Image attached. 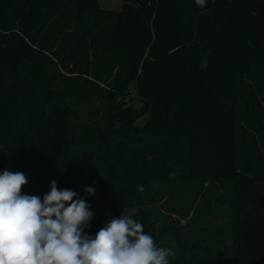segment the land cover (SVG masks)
Instances as JSON below:
<instances>
[{"label":"trees","instance_id":"obj_1","mask_svg":"<svg viewBox=\"0 0 264 264\" xmlns=\"http://www.w3.org/2000/svg\"><path fill=\"white\" fill-rule=\"evenodd\" d=\"M206 5L0 0V174L24 173L22 194L41 200L55 180L100 204L89 209L93 238L125 205L156 238L169 226L156 227L154 188L188 219L186 190L229 178L230 256L185 227L179 264H264V0ZM131 85L141 112L126 105ZM71 98L94 111L76 115ZM145 111L151 119L131 139Z\"/></svg>","mask_w":264,"mask_h":264},{"label":"clouds","instance_id":"obj_2","mask_svg":"<svg viewBox=\"0 0 264 264\" xmlns=\"http://www.w3.org/2000/svg\"><path fill=\"white\" fill-rule=\"evenodd\" d=\"M205 8L206 0H195ZM28 178L22 172L0 174V264H169L170 249L157 247L153 236L125 205L93 237L85 229L93 219L90 205L57 181L40 197L22 194ZM143 192V185L138 186ZM95 195L93 187L82 189ZM157 229L160 225L157 223Z\"/></svg>","mask_w":264,"mask_h":264},{"label":"rangeland","instance_id":"obj_3","mask_svg":"<svg viewBox=\"0 0 264 264\" xmlns=\"http://www.w3.org/2000/svg\"><path fill=\"white\" fill-rule=\"evenodd\" d=\"M99 1L101 8L104 10H121L124 2V0ZM89 74L92 75L91 72H89ZM77 82L85 84L86 79L83 76H80L78 77ZM124 97L127 99V106H132L135 110L140 112L143 111L145 104L133 85L128 88ZM69 101L73 104V108L76 109L75 114L81 116L82 118H86L90 115V111H94L95 107H92L93 105H83L79 103L77 98H71ZM150 119L151 112H143L136 120L134 126L135 131L133 134L129 135L130 138L140 140L142 134H139V131H141L148 124ZM187 185L190 186V184ZM193 187L194 190L192 192L188 189L186 190L193 198L192 206L190 205L188 219H184L177 213L174 214L171 208L167 207L166 200L169 198V195H161L160 191H162V187H156L153 189V192L157 193L155 195L157 200L152 203V207H155L153 208L154 218L156 221H159L160 225H164V227L169 226L168 230L161 235L159 232H156L155 234L157 236L153 239L157 247L170 249L173 253L168 257L169 264H179L184 261V259L177 254L178 249L179 251H182L181 246L179 247L175 243H180L183 240V237L179 238L177 233L179 234V232H183L185 227H191L188 228L190 229L189 231H193L197 238L207 239L206 242H208L214 255L228 257L231 254L232 230L230 193L232 190V181L229 178L218 180L205 179L200 180L197 183L194 182L192 188ZM89 205V209H96L100 207V204L91 203ZM187 221L189 223L185 226ZM195 223H197L196 229L194 226Z\"/></svg>","mask_w":264,"mask_h":264},{"label":"water","instance_id":"obj_4","mask_svg":"<svg viewBox=\"0 0 264 264\" xmlns=\"http://www.w3.org/2000/svg\"><path fill=\"white\" fill-rule=\"evenodd\" d=\"M140 6H147L149 5V0H137Z\"/></svg>","mask_w":264,"mask_h":264}]
</instances>
